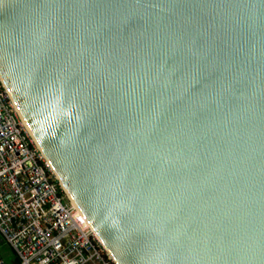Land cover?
<instances>
[{"label": "water", "instance_id": "obj_1", "mask_svg": "<svg viewBox=\"0 0 264 264\" xmlns=\"http://www.w3.org/2000/svg\"><path fill=\"white\" fill-rule=\"evenodd\" d=\"M0 78L117 264H264V0H0Z\"/></svg>", "mask_w": 264, "mask_h": 264}, {"label": "built area", "instance_id": "obj_2", "mask_svg": "<svg viewBox=\"0 0 264 264\" xmlns=\"http://www.w3.org/2000/svg\"><path fill=\"white\" fill-rule=\"evenodd\" d=\"M76 212L0 78V238L10 262L117 264ZM0 264H9L1 249Z\"/></svg>", "mask_w": 264, "mask_h": 264}, {"label": "bare ground", "instance_id": "obj_3", "mask_svg": "<svg viewBox=\"0 0 264 264\" xmlns=\"http://www.w3.org/2000/svg\"><path fill=\"white\" fill-rule=\"evenodd\" d=\"M17 108V107H16ZM17 111L19 112V110H18V108H17ZM21 112H19V114H20ZM20 116H21V118H22V120H23V122H24V124H25V126L27 127V129L29 130V132L31 133V135H32V132H31V129H30V126L28 125V123L26 122V120H25V118L23 117V115H22V113L20 114ZM32 137H33V139H34V141L36 142V138L32 135ZM37 143V142H36ZM48 164H49V166H50V168H51V170L56 174V172H55V170H54V168H53V166L48 162ZM56 176H57V174H56ZM58 177V176H57ZM61 185H63V184H61ZM64 187V186H63ZM64 191H65V193H69V192H66L67 190L65 189V187H64ZM66 194V195H67ZM70 194H68V198H69V200L71 201V203L76 207V209H77V212H76V217L80 220V222L83 224V225H87V226H90V228L92 229V231H93V233H95V235L99 238V240L100 241H102L101 240V238L96 234V232L93 230V228H92V226L90 225V222H89V220L87 219V218H85L84 216H83V214H82V210L80 209V207L78 206V204L74 201V199L71 197V196H69ZM71 197V198H70ZM84 217V218H83ZM109 253V252H108ZM110 254V253H109Z\"/></svg>", "mask_w": 264, "mask_h": 264}, {"label": "rangeland", "instance_id": "obj_4", "mask_svg": "<svg viewBox=\"0 0 264 264\" xmlns=\"http://www.w3.org/2000/svg\"><path fill=\"white\" fill-rule=\"evenodd\" d=\"M1 245H0V249H1V252H2V254L4 255V256H11V255H13L12 254V250H11V248L5 243V242H3V241H1V243H0Z\"/></svg>", "mask_w": 264, "mask_h": 264}, {"label": "crops", "instance_id": "obj_5", "mask_svg": "<svg viewBox=\"0 0 264 264\" xmlns=\"http://www.w3.org/2000/svg\"><path fill=\"white\" fill-rule=\"evenodd\" d=\"M13 254V253H12ZM4 258L6 259V261H8L9 262V264H12L11 262H10V259L12 258V255L11 256H4Z\"/></svg>", "mask_w": 264, "mask_h": 264}, {"label": "trees", "instance_id": "obj_6", "mask_svg": "<svg viewBox=\"0 0 264 264\" xmlns=\"http://www.w3.org/2000/svg\"><path fill=\"white\" fill-rule=\"evenodd\" d=\"M1 241H2V240H1V238H0V243H1ZM0 245H1V244H0Z\"/></svg>", "mask_w": 264, "mask_h": 264}]
</instances>
